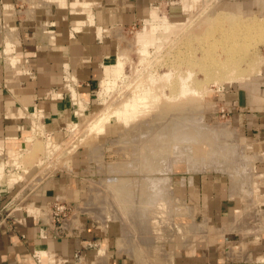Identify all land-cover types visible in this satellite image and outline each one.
<instances>
[{"label":"crops","instance_id":"0c3cea01","mask_svg":"<svg viewBox=\"0 0 264 264\" xmlns=\"http://www.w3.org/2000/svg\"><path fill=\"white\" fill-rule=\"evenodd\" d=\"M2 1L10 6L19 0ZM40 2L46 12L51 13V1L34 3ZM59 2L62 4L63 1ZM34 3L31 12L36 7ZM95 3L96 0H88L86 4L91 7ZM36 13L41 14L40 11ZM88 20L89 17L83 22H71L69 29L55 24L48 34L13 21L14 35H0V215L13 218L11 223L0 225V264H136L116 251L115 234L110 232L109 225L98 231L85 220L83 226L80 225L82 228L63 231L60 237L50 236L46 223L50 221L47 210L51 204L66 201L77 205L86 197L81 179L86 164L83 151L76 150L67 159V171L50 169L47 175L48 172L39 175L34 170L38 161L32 169L21 161L29 150L25 142L32 135L33 119L38 117L44 134L62 141L66 136L64 126L72 116L64 104L65 88L71 87L89 99L103 75V64L114 51L113 41L107 33L120 22L117 15L111 17L108 12L101 11L92 18L94 27L88 24L83 29ZM5 51L6 54L12 51L14 56V65L7 64L6 69L1 62V53ZM261 83H245L244 87L226 93L223 100L231 106V120L239 140L251 147L254 156L261 158L254 165L257 190L254 191V180L251 179L244 193L264 200V85ZM109 132L110 127L105 126L100 136ZM8 139L18 142L16 150L22 156L18 166H12L10 158L3 154L6 150L2 147ZM26 160L28 163L30 159ZM189 181L186 186L177 188V195L186 204L182 207L189 210L191 218L174 220L177 225H185L187 232H192L193 241L183 243L182 237L178 243L170 241L166 248L170 264H239L240 259H228L225 243L234 239L245 241L246 236V246L240 254L245 259L242 263L264 258V229L259 233L252 230L246 235L237 217L242 211L238 209L241 203L238 197L231 196L228 177L217 172H204L193 174ZM31 210L45 216L35 217L28 213ZM167 241L169 237L166 236ZM153 252L150 250L147 254L153 256Z\"/></svg>","mask_w":264,"mask_h":264},{"label":"rangeland","instance_id":"374dc122","mask_svg":"<svg viewBox=\"0 0 264 264\" xmlns=\"http://www.w3.org/2000/svg\"><path fill=\"white\" fill-rule=\"evenodd\" d=\"M36 1L37 0L35 1L27 0L26 2L24 0L23 1L19 0L17 2L11 3L12 5L8 6V5H4L7 3L0 0V35H5V36L8 34L14 35L13 34L14 30L12 28H14L15 23H18L19 25L26 27L30 25V27H32L34 30L44 31L48 34L50 30L55 28L56 25L69 29L71 28L70 25L71 22L73 23L75 21L83 22L86 20L87 17H89L88 20L89 22L88 23L84 22L83 29L87 28L88 24L94 27V22H91L92 18L93 16L95 17V15L101 11L108 12L109 16L111 17L117 15L118 20L120 22L119 25H116L115 27L111 28L110 29L111 31H109L108 33L106 32L107 34H110L107 35L108 38L113 41L114 51H112L111 55H109V57L106 58L105 63L103 64V75L100 78L98 84L96 85V88L93 90L91 97H89L88 99L86 96L79 95L71 87L65 88L66 91H64V95H63L64 104L70 110L72 116L71 119L67 120L68 121L67 125L64 126L66 132V136L64 137V139L59 142L53 140L51 135H47L43 133L42 127L41 125H39L41 135H40V131H38L39 133H37V135L39 134L40 136L38 135L36 142L32 143L33 146L30 145L31 147L30 146L27 147V149L29 148V150L25 152L26 154L24 155V158H22L21 160L25 164H28L31 169L34 167L35 161H38L39 165L36 166L34 170L39 172L38 173L39 175L43 172L44 173L48 172L46 173L47 175L51 171L53 172L67 171L66 168L67 159H70L72 155L76 152V150L84 152L83 153L84 162L86 164L84 165V171L81 174V179L83 180L82 184L84 185L83 187L86 195L83 201L84 202L87 201V202L84 203L82 201V203L79 202V204L77 205H74L66 201H62L60 203L56 201L52 203L50 208L47 210L50 215L49 216L50 221L48 222V224L52 225L54 223L55 226H60V224L62 223L61 226L64 229L65 233H67V231H72L71 229L72 228L74 229V227H76L77 229L82 228L80 227V225L83 226L82 223L85 220H88L91 224L95 225L98 231L103 229V227H105L106 225L107 226L109 225L111 227L110 232L112 234H115L116 239L114 238L115 240L114 243H115L116 251L118 253L125 254L129 258L133 259L136 264H170L169 255H168L169 253L166 251L167 245H170L171 243L170 241L178 243L180 242V237H182L183 243H186L187 240L193 241L192 232L191 231L187 232V228L185 225H183L182 223H179V225H177L178 224L177 220H174V217L172 218L173 212L175 213V209L176 212L178 211L180 212L182 208L180 207L179 209L178 206H184L183 204H185L183 203V201L179 199L177 195L178 193L177 188H179L180 186H186L188 184V181L190 180V177H192L193 174L196 173L199 174L204 172H212V173L217 172L226 175V177H228L230 183L231 196L238 197L237 199L240 200L241 205L240 208L238 209H242V211L238 214L237 217L239 218L238 222L242 224L243 229H245L244 231L246 232V235L250 233L252 230L257 231L258 233L261 232L264 229V206L262 205L264 204V200L256 198L255 195L249 196L248 194L244 193V189L248 188L247 185L248 181L251 179L253 181L255 178L256 173L254 171V165L256 163V160L261 158L254 156L253 155L254 152L251 149V147L245 145L239 140L238 133L236 132V129L231 120V115H232L231 106L229 105V103L223 100V97L225 96L226 93H229L233 89H236L238 87H244V84L250 81H262L261 85H264V0H191V1H197V4L199 5L198 8H192L191 12L188 8L189 0H100V3L98 2L99 0H96V3L91 7H88L86 4L88 3V0H62L63 1L61 2L62 4H59L60 3L59 0H47V1H51L49 5L53 6L51 8V13L46 12L47 9L43 5V3L41 2L40 4H37L39 2L34 3ZM33 3L34 5H36V7L34 8H38L41 6H43L44 8L40 10L39 9L34 10L33 8L32 12L35 11V13L33 14L31 12V4ZM71 3L74 4L72 5ZM128 4L133 5V7H127ZM135 4H137V7H135ZM54 5L57 6L58 9H56ZM37 11H40L41 14L36 13ZM220 12L223 13L224 15L231 17L234 20L235 25L250 26V27L252 25L257 26L256 29L250 30L251 33L247 34L248 37L246 41L243 43L245 45L246 51H242L241 53L244 60H242L239 64V66H241V68H244V70L248 69V66L250 67L255 65L257 67V68L255 67L256 68L255 72L248 74V72L245 73L233 72L230 69H226L223 71L214 70L204 75L203 71L197 69V67H194L193 69L192 67L187 66L184 62L182 63L179 62L175 58L174 53L187 54L189 52V49L185 47V44L188 42V39L180 40L182 38V35L188 34V37L189 35H193L195 38H197L198 36L206 35L205 38L206 40L204 41V43L210 42L211 39L214 40L217 37L223 39V37L221 36L225 35L226 30L222 27H218L219 30L214 32V28H213L214 26L212 25L213 24L212 21ZM39 15H41V17H39ZM199 18L201 19L203 18V21H205L206 24H203L202 22L199 24L198 22L200 20ZM24 20H26V22H24ZM54 20L55 21L57 20V22H54ZM188 21H190L189 24ZM162 23L177 27L180 26L182 27L187 24L188 25L186 29L171 34L173 36L169 40L164 42L160 46V48H156L155 43L152 42L151 39L157 40L158 36H160L155 26ZM216 26H220V25H216ZM98 31L102 32L101 29H98ZM200 40H204V39H200ZM5 45L6 43H4V48ZM143 50L147 51V54H144ZM200 51L202 52L203 49H200ZM1 54H2L1 62H4L5 69L7 64L9 65L10 63H12V66L14 65V59H13L14 56L12 55V51H10V53L8 52V54H6V51L4 53L2 52ZM196 56L199 57V54L196 53ZM247 58L252 59V61H247L246 60ZM120 62H125L124 70L118 73L117 66L118 63ZM168 75L169 77H167ZM179 76H183V79L179 80ZM138 79L140 81L146 80L148 82L147 84H151V82H153L154 86H156V89L154 91H157V89L159 90L163 89L167 94H169L171 92V90L169 89L170 87H172L173 88L172 90L174 91V95L177 92L178 86L180 85L181 81H186L188 89L190 88V90L194 89L198 91L201 97L199 99H193V101L191 98L186 99V102H184L183 104L181 103H177L178 105L175 104L173 109L178 107L180 110L181 106L184 108L191 106L195 107L196 109L199 108V115L202 117L203 123L215 127L216 130L218 129L220 130V128L222 127L221 130L226 129L227 132L229 131L233 132L232 134L233 135L235 134L233 138L236 139L235 143L237 142V144L240 145V149H239L241 151L240 153H244L247 156H252L251 159L253 160V167L250 165L251 172L248 174V176L251 175V177L250 176L246 177V184L244 185L240 184L239 181L236 182L234 181L235 183H232L229 177V173L226 174L227 170L226 171H223L224 169L218 170L219 168H222L221 166L216 167L213 166L212 163L210 165V162H213V160H217V159H223V161L222 160H217V161L219 163H224L225 162L224 154H222V156L217 159L215 158L210 159L208 157V159L199 160L198 157L195 160L197 165L194 166L192 163V165L194 166L192 167L193 169L197 167L194 171L191 170L192 168L189 167L188 163L184 161H173L172 167L171 164L170 166H167L168 168L171 167V169L167 168V170L171 172L169 173L167 171V173H165L166 175L165 177L170 176V179L167 178L168 180H170L169 182L170 185L167 184L166 187L170 186L168 187L171 190L170 193L173 192L171 194L172 195L171 199L173 202V206L176 205L175 206L176 208L174 210L173 209L170 210L171 215L169 216L163 215L164 220H166V218L169 217L168 224L166 225L164 221L161 224L163 229L159 227L158 232L155 231L152 232V235H154L152 237L156 238V246L153 249L154 251L153 256L147 254L152 249L149 248L147 250L146 248L145 250H143L144 248L140 244L142 243V241L140 240L142 239V237H144V235H147L146 234L147 232H143L145 234L140 235V233L136 229H135L136 231L131 230L133 226L132 227L128 226L131 228L128 229V231H130L131 234L127 232L126 228L128 227L125 225L126 228H124L125 226L122 225L125 223L124 222L125 220L124 218H121L122 216L119 213L120 209H118L119 207L117 208L116 203L113 202V200L114 201L116 200L113 199V195L111 191L109 189L107 190L106 186L104 185L105 190H107L108 192L107 195L110 196L109 199L106 195V197L108 198L107 199L104 197L105 196L104 193L106 191L101 189L103 187V184H105L104 182L109 177V173L108 174L105 173L107 164L114 163L120 160L121 158H123V156H121L120 153L115 151V149L118 148L120 149V147H118L119 144H115L113 140L117 139L118 136L120 135L122 136V134L125 135V133L126 132L128 133L129 131L136 133L137 131L136 129H134L135 125L137 126L138 123L139 124L141 123V121L150 119L149 116L142 118L141 117L142 114L140 115L133 114L131 119H129L130 121L127 122L126 124L127 126H123L122 124L116 123L114 121L110 123H106L104 125V128L105 126L110 127L109 133H115V134L110 135L108 133L105 136L104 135L100 136L103 134L104 132L103 130V132L99 134V136L97 137L96 141H90V139L85 141V137H84L88 132L87 128H89L90 126L88 125L87 127L86 125L91 124L92 121L96 120L95 115L100 116L103 111L105 112L107 108H111V107L121 109L123 105L120 103L123 102V100L131 101L132 98H136L135 95H137V92L135 93L134 90L136 89L135 84H137L136 81ZM168 82H170L169 86L166 85V83ZM104 98L106 101L104 100ZM121 99L123 100L121 101ZM149 100L150 99H147V101ZM108 105L111 107H108ZM102 109L103 111H101ZM33 120L36 123L39 122L37 116ZM38 124H40V122ZM221 139L223 142L229 144L228 137L223 136ZM78 142H82V144L80 145V143L78 144ZM102 144L103 147L100 148ZM111 145H114L115 147L114 146L112 147ZM97 146H99L98 150L95 152L97 157L98 156L103 157L101 161L99 160V162H98L99 157L98 158L94 157L96 158L95 161L91 159V149L97 148ZM133 146L136 145L133 144ZM70 147L71 149L77 147L71 155L67 154V152L70 153L69 151ZM241 147L242 148L244 147L243 148L244 152H242ZM31 149L33 150L31 151ZM207 149L208 147L204 146L202 150L206 152ZM100 151L102 154L100 153ZM98 153L101 154V156ZM5 157L7 158V156ZM21 157H22L21 155L17 157L18 160L16 163L20 164ZM26 159H30L28 163L26 162L27 161ZM200 163H203L204 165L201 164L200 167ZM14 166H18V164ZM50 169L52 170L49 171ZM139 174L141 176L140 172ZM142 174L145 175L146 173H142ZM98 180L102 186L100 184L97 185ZM101 182H103V184ZM237 182H239V184ZM95 183L97 184L95 185ZM90 184L93 185L91 186ZM254 185H255L254 191H256L257 188H256L255 180H254ZM91 188L92 190H96V189L98 191L100 190L99 192L101 193V195H104L102 197L105 198L106 200L101 203L102 197H100V193H98L97 190L96 192L93 191L94 194L95 193L97 194L93 196L92 193H90L92 192L90 190ZM88 192L90 194H88ZM88 195H92L93 196V197L91 196L92 199H89L90 197ZM95 197L96 199L93 200V198ZM111 197L113 200L111 199ZM90 200L91 201L93 200L94 203L93 202L88 203V201ZM96 200L98 201V203L100 201L101 207L98 203H96ZM109 201L111 202L110 204L113 203L112 206L109 203H107ZM88 204H92V205L97 204V207L99 209L96 206H94L95 208H92L91 210L92 205L90 206ZM103 204H106V206L104 205L106 208L102 206ZM61 205H63V207L65 208L63 212L59 214V217H57L56 214L59 212H57L55 208L59 206L61 207ZM107 206L109 207L111 206L110 211H112V213L108 211L109 209ZM85 207H87L86 208L87 211H85L86 210L84 209ZM103 209L105 210L108 209L106 210V215H107L106 218H104L105 211ZM83 210L84 213L81 212ZM90 210L92 212H90ZM93 211L95 212V214L96 213L99 214L94 215ZM101 211L102 212L104 211L103 213L104 215L101 214ZM28 213L34 215L35 217H39L40 215L45 216L44 213L41 214L38 211L35 213L33 210H31L30 212L28 211ZM113 213L114 215H112ZM100 214L103 215L102 216L103 218L101 217V219L98 218ZM110 215H112L111 220L109 218ZM174 216H176V214H174ZM115 217L117 218L119 217V218L117 219ZM113 218L117 220H114ZM98 219L100 222L98 221ZM121 219H123L124 221L123 220L121 221ZM12 221L13 218L11 215L8 216V218L5 217V215H0V225L9 224ZM67 222L69 224L72 222L71 223L72 225L70 224L71 225L70 227H66V225L64 224ZM156 224L159 226V223ZM169 229L170 231L168 232ZM131 231H133L134 234ZM122 234H124V236H119ZM166 236L169 237V241L167 242H166ZM125 237L128 238V239L126 238L128 242L125 240V242L128 243V245L126 243L124 244V246L127 245V249H125L126 247H123L125 250L124 251L123 249L121 250L118 249L119 247L117 246L120 245L121 248V244H118V240H120L119 241L120 243H123L122 238L125 239ZM246 238L248 239L247 236ZM241 240L242 241L239 242H237L236 239L226 240L227 242L225 243L226 245L225 250L228 259H232L235 261L240 259L239 264H264L263 261L264 258H259L260 261L253 260V261H247V263L246 262L242 263V261L245 259L244 257L242 258L240 254L243 253L244 251V246H246L245 244L246 240L245 241L244 239ZM136 244L137 245L139 244L138 245L139 250L140 248H142L141 250L143 251L141 252L140 250L139 254L142 253L141 255L143 256L137 257L133 255L134 253H137L136 251H138L135 250L134 252L135 248L138 249ZM163 250H164V256H163Z\"/></svg>","mask_w":264,"mask_h":264},{"label":"bare ground","instance_id":"6f19581e","mask_svg":"<svg viewBox=\"0 0 264 264\" xmlns=\"http://www.w3.org/2000/svg\"><path fill=\"white\" fill-rule=\"evenodd\" d=\"M198 6L199 5L197 4V1L189 0L188 8L190 12L192 8H198ZM199 19H198L199 21L197 20L199 24L201 22L203 24H206V22L203 21V18L202 19L199 18ZM190 21H188V24L190 23ZM212 22H213L212 25L214 26V27L212 26L214 28V32L219 30L218 27H222L226 30L225 35L221 36L223 37V39L217 37L214 40L211 39L210 42L204 43V41L206 40L205 39L206 35L198 36L197 38H195L193 35H189V37L188 34L182 35V38L180 40L188 39V42L185 44V47L189 49V52L187 54L174 53L175 58L179 62L181 63L184 62L187 66H190L193 69L194 67H197V69L203 71L204 75L214 70L223 71L226 69H230L233 72H243V73L248 72V74L255 72V69L257 68L255 65L250 67L248 66V69L244 70V68H241L239 64L242 60H244L241 53L242 51H246L245 45L243 43L246 41L248 37L247 34L251 33L250 32L251 29H256L257 26L252 25L250 27V26L235 25V22L231 17L224 15L221 12L215 17V19ZM187 25H184L182 27L181 26L177 27L164 23L158 24L155 27L159 32L158 34L160 36H158L157 40L154 39L151 40L152 42L155 43L156 48H160V46L164 42H166L173 36L171 34L186 29ZM216 25H220V26H216ZM200 39H204V40H200ZM200 49H203V51L201 52ZM143 53L147 54V51L143 50ZM196 53L199 54V57L196 56ZM246 60L252 61V59L249 58H247ZM124 64L125 62L118 63L117 66L118 73L124 70ZM167 77H169V75ZM182 79L183 76H179V80ZM170 82L166 83V85L169 86ZM136 83H137L135 84L136 89L134 90L135 93L137 92V95H135L136 98H132L131 101L129 100L124 101L123 99H121V101L123 100V102L120 101L121 102L120 104L123 105L121 109L112 108L111 106H109L110 104L108 105V107L111 108H107V110L103 108L105 112L102 109L101 111L103 112L102 113L99 112L101 113V115L100 114H98L100 116L95 115L96 120L92 121L91 124L86 125L87 127L88 125L90 126L89 128L86 127L88 129V132L87 134L85 133L86 135L84 137H85V141L89 139L90 141H96L99 134L103 132L104 125L106 123H110L114 121L116 123L122 124L123 126H127L126 124L127 122L130 121L129 119H131L133 114H138V115L142 114L141 116L142 118L149 116L150 119L141 121L140 124L138 123L137 126L135 125V128L133 127L134 129H136L137 131L136 133H133L132 131L131 132L129 131L130 133L124 132L125 135L122 134V136L120 135L121 137L118 136L117 139L113 140L115 144H119V146L118 145L116 146L120 147V149L119 148L115 149V151L120 153V155L123 156V158H121L120 160L114 163L107 164L105 173L107 174L109 173V177L105 182L103 180L105 184L101 182L103 184V187L101 189L105 190L104 187L105 185L106 189L107 190L109 189L111 191L113 195V199H115L116 201H114L112 197L111 199L113 200L114 203H116L117 208L119 207L118 209H120V211L122 212L121 213L118 210L120 215L122 216L121 218H124L125 220L124 221L123 219H121V221L123 220L125 222V223L123 222L124 224L122 225L123 226L126 225L127 227L133 226L132 229L130 227L126 228L125 226L124 228L127 229L126 231L130 233V231H128V229L130 228L131 230L134 231L137 230L140 233V235L145 234L143 232H147L146 234L149 236L144 235V237H142V239L140 240L142 241V243L140 244L144 248L143 250H145L146 248L148 250L149 247H152L153 250L156 246V238L152 237L154 236L152 235V232L153 231L158 232L159 227L162 228L161 224L164 221L165 224L167 225L169 222V217H167L166 220H164L163 215H167V216L171 215L170 210L171 209L174 210L176 208L175 204H174L175 206H173V202L171 199L172 198L171 194L173 192L170 193L171 190L170 188H168L170 186L166 187L167 184L170 185L169 184L170 180H168L170 179V176L165 177L166 176L165 173H167V171L169 172V170H167L168 168L167 166H170L171 164L172 167L173 161H184L187 162L188 166L192 168L197 165L195 160L198 157L199 160L208 159V157L210 159L213 158L217 159L221 157L222 154H224L225 164L219 163L217 161V160L223 161V159H217V160H213V162H210V165L212 163L213 166L216 167L221 166L222 168L219 169L217 168V169L218 170L224 169L223 171L227 170L226 174L229 173V177L232 183L239 181L240 184L244 185L246 184V177L251 172L250 165L253 167V160L251 159L252 156H247L244 153H240L241 152L239 150L240 145L237 144V142L235 143L236 139L233 138L235 135L232 134L233 132L230 131L227 132L226 129L221 130L222 127L221 128L219 127L220 130L218 128H217L218 130H216L215 127L203 123L202 117L199 115V108L196 109L195 107L192 106L184 108L181 106L180 110L178 107L173 109L175 104L176 105H178L177 103L183 104L184 102H186V99L191 98L193 101V99H199L201 97L198 91L194 89L190 90V88L188 89L186 81H181L180 85L178 86L179 90L177 89L176 92L177 94L175 93V95H174V91L172 90L173 89L172 87H170L169 89L171 90V92L167 94L163 89L161 90L157 89V91H154L156 89V86H154L153 82H151V84H147L148 82L146 80L140 81L138 79ZM147 99L150 100L147 101ZM38 123L35 122L33 124L32 135L29 138H27L25 142L26 147L30 145L33 146L32 143L36 142L38 138L37 136L39 135V134L37 135V133H39L38 131H40V126H39L40 124ZM40 135H41V131H40ZM223 136L228 137L229 144L222 141L221 138ZM79 143L80 145L82 144V142H78V144ZM17 144L18 142L16 140L8 139L6 141V144L2 147V149L6 150L3 154L7 156V158H10L11 162L9 163L12 164L13 166L17 165L16 163L18 160L17 157L19 156L18 153L20 152L16 150ZM133 144H135L136 146H133ZM111 146L113 147L114 145ZM204 146L208 147L206 152L202 150ZM98 147L99 146H97V148L91 149V159L93 161H95L96 158L99 157V156L97 157L95 153L98 150ZM102 147L103 144L100 148ZM76 148L71 149L70 147L69 150L70 153L73 152ZM243 148H242V152H244ZM32 150L33 149H31V151ZM101 154L99 155L101 156ZM102 158H103L102 156L99 157L98 162L99 160L101 161ZM192 163L194 166L192 165ZM201 164L204 165L203 163H200V167ZM171 167L169 168L171 169ZM196 168L197 167H195L194 169L192 168L191 170L194 171ZM139 172L141 173V176ZM142 173H146V174L143 175ZM22 175H20V177ZM20 177L17 176V179L18 178L20 179ZM239 182L237 183L239 184ZM96 184L97 183H95V185ZM99 184L100 183L98 180L97 185ZM90 185L92 186L93 184ZM90 190L92 192L90 191L89 192L92 193L93 196L97 195L96 193L95 194L93 193V191L96 192L97 189L92 190L91 188ZM107 190L105 191L107 192ZM99 191L98 193H100ZM89 192L88 194H90ZM106 192L104 193L105 196L101 195L100 193V197L104 196L105 198L108 197L110 199V196L107 195L108 192L107 193ZM92 195H88L90 197L88 198L92 199L91 198ZM96 197L93 198V200H95ZM102 198H101L102 200L101 203L106 200L105 198L103 199ZM93 200L92 201L90 200L91 202L88 201V203H92ZM96 203H98L97 200ZM107 203L110 204L111 202L109 201ZM98 204L100 205V201ZM106 204H103L102 206L104 205L106 206ZM112 204L110 205L112 206ZM88 205L91 206L92 204H88ZM94 206L97 207V204L92 205L91 210L92 208H95ZM105 206L104 208H106ZM111 206L110 207L107 206L109 210L106 209L110 213H112V211H110ZM180 207L182 208L181 211L176 212L175 209V213L173 212L172 218L173 217L176 219L182 218L186 221L190 220L191 217L189 210H185L184 207L178 206L179 209ZM86 208L87 207H85L84 209ZM91 210L90 212H92ZM103 210L105 211L104 218H106L107 216L106 210L105 209ZM85 211H87V209ZM94 211L93 214L96 215L97 213L95 214ZM104 211L103 212L101 211V214H103ZM81 212L84 213V210ZM101 214L99 215V217L97 216L99 219H101V217L104 215ZM174 214H176V216H174ZM112 215H114V213ZM112 215H110L109 217L110 220ZM67 223L64 224L66 225V227H70L72 225L71 224L72 222L70 223L71 225L69 223L68 225ZM156 223H159V226ZM131 232L133 233V231ZM119 236H124V234ZM126 238L127 237H125V239L122 238L123 243H120L119 242L120 240L117 239L118 244H121V248L120 245L117 244L118 245L117 247H119L118 249L124 250L123 247H126L125 249H127L128 243H126L125 240L127 241L128 238L127 239ZM196 238L197 237L195 236L194 240ZM125 243L127 244L126 246H124ZM141 249L142 248H140V250ZM135 250L139 251V252L136 251L138 255L143 256L141 255L142 253L139 254L140 253L139 248L138 249L135 248L134 252ZM143 250H141V252Z\"/></svg>","mask_w":264,"mask_h":264},{"label":"built area","instance_id":"2783aa9c","mask_svg":"<svg viewBox=\"0 0 264 264\" xmlns=\"http://www.w3.org/2000/svg\"><path fill=\"white\" fill-rule=\"evenodd\" d=\"M60 203V202H59ZM263 205V204H262ZM65 207H63V205H61V207H56L55 210L59 213L56 214L57 217H59V214L61 212H63ZM61 220V219H60ZM59 220V221H60ZM53 223V222H52ZM61 223V222H60ZM62 223L60 224V226H55V224L53 223L52 225H49L48 223L46 224L47 229L50 231V236L52 237H60L61 233H63L64 229L62 228ZM73 230V228H72ZM68 232V231H67Z\"/></svg>","mask_w":264,"mask_h":264}]
</instances>
